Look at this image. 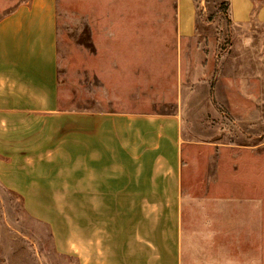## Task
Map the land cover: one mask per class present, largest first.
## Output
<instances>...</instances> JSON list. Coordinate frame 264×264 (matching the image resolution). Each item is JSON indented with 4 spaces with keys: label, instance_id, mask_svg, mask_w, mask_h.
Wrapping results in <instances>:
<instances>
[{
    "label": "rangeland",
    "instance_id": "obj_1",
    "mask_svg": "<svg viewBox=\"0 0 264 264\" xmlns=\"http://www.w3.org/2000/svg\"><path fill=\"white\" fill-rule=\"evenodd\" d=\"M28 1L0 0V21ZM193 9L180 39L179 10L182 25ZM57 25L65 107L122 110L129 88L143 111L177 103L181 264H264V22H233L228 0H58ZM0 264H76L1 185Z\"/></svg>",
    "mask_w": 264,
    "mask_h": 264
},
{
    "label": "crops",
    "instance_id": "obj_2",
    "mask_svg": "<svg viewBox=\"0 0 264 264\" xmlns=\"http://www.w3.org/2000/svg\"><path fill=\"white\" fill-rule=\"evenodd\" d=\"M254 1L228 0L232 21L264 22V0ZM57 19L58 0H29L0 21V185L76 264H181L177 103L143 111V92L129 88L122 110L65 107ZM188 21L179 10L180 39L194 34V9Z\"/></svg>",
    "mask_w": 264,
    "mask_h": 264
},
{
    "label": "bare ground",
    "instance_id": "obj_3",
    "mask_svg": "<svg viewBox=\"0 0 264 264\" xmlns=\"http://www.w3.org/2000/svg\"><path fill=\"white\" fill-rule=\"evenodd\" d=\"M188 22H189V21H188V19H187L186 22H185L184 24H188ZM182 23H183V22H182ZM182 25H183V24H182Z\"/></svg>",
    "mask_w": 264,
    "mask_h": 264
}]
</instances>
